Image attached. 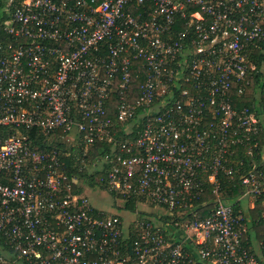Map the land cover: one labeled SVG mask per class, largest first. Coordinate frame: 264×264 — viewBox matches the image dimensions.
I'll return each instance as SVG.
<instances>
[{
	"label": "built area",
	"instance_id": "1",
	"mask_svg": "<svg viewBox=\"0 0 264 264\" xmlns=\"http://www.w3.org/2000/svg\"><path fill=\"white\" fill-rule=\"evenodd\" d=\"M256 77L264 0H0V264H264L241 204L264 194V173L245 171L264 104L236 106ZM96 140L118 152L95 181L130 217L67 179L62 156L88 169Z\"/></svg>",
	"mask_w": 264,
	"mask_h": 264
},
{
	"label": "trees",
	"instance_id": "2",
	"mask_svg": "<svg viewBox=\"0 0 264 264\" xmlns=\"http://www.w3.org/2000/svg\"><path fill=\"white\" fill-rule=\"evenodd\" d=\"M132 80L131 84L129 86V100H133L136 98L138 94V88L143 80V75H138L136 71L133 72L132 74ZM260 76V74H258ZM258 77L253 81V84L247 89L246 93L244 96L239 97L236 100V106H250L251 104H256L259 102H262L264 104V83L261 84V86L258 87ZM258 87V89H257ZM260 91V94H259ZM117 96L116 93L112 94L106 104V109L108 110L109 116L112 118L115 129L118 130V132H121V125L119 122L116 120V117L114 116V109L116 106L117 102ZM116 114V113H115ZM118 135V134H117ZM260 140V146L258 149V156L254 158V166L251 168L246 167L245 171L252 170L253 172H262L264 173V157L262 154V149L264 146V134L262 137L259 138ZM239 152V158L242 157L243 155V149L240 148ZM118 150L114 148L113 144L107 143L105 141H100L96 140L93 145H91L87 152L86 155L83 157L85 161L87 162H92V161H98L97 159H102L104 156H111V154L117 153ZM77 156H81V152H77ZM100 158H97V157ZM63 161L66 163L65 166V172L67 179L70 180L71 176L73 174H77L80 179H88L89 182L88 184L90 186H101V183L98 181L96 182L95 179L98 178L101 174L96 172L93 173V175H88L86 168L82 170H78V167H72V158L71 156H62ZM243 160H246V157L243 155L242 157ZM249 161V159H248ZM245 168V167H244ZM222 182H221V190L223 192V195L225 198L229 200H235L237 197H239L242 194V188L239 183V181L234 177L233 179L230 178L229 176H222ZM75 188V184L72 185ZM210 192L207 190L199 200L195 202V204H198L202 201H208L207 205L205 207H199L200 209V215L201 216H207L209 214V209L213 207V204L210 203L209 200H212V195L210 196ZM237 204V203H236ZM127 207L129 209L133 210V204L132 203H127ZM243 213L247 219V227H248V233H254L256 238L259 240L264 239V218H263V213H264V194L261 196L257 197L254 202L253 208H248L244 209L243 208ZM172 217H169L171 219Z\"/></svg>",
	"mask_w": 264,
	"mask_h": 264
},
{
	"label": "rangeland",
	"instance_id": "3",
	"mask_svg": "<svg viewBox=\"0 0 264 264\" xmlns=\"http://www.w3.org/2000/svg\"><path fill=\"white\" fill-rule=\"evenodd\" d=\"M74 152L77 153L78 151L75 150ZM262 154L264 157V146L262 149ZM97 158H100V157L98 156ZM97 160L98 161H92L91 165L88 167L87 174L93 175V173H95V171L97 172L98 169H101V160L100 159H97ZM83 180H84V183L86 184V186L88 187L87 189L84 190V193L88 197L91 205H93L94 207H96L98 209L106 211V212L123 215L124 217H130V213L123 211V209H118L114 206L112 196L109 193L101 192L99 190L100 188L97 186H90L88 184V182H89L88 179L83 178ZM241 204H242V207L244 209H248V206H249L248 202L243 200ZM141 209H143V208L139 207V209H135V211H141ZM152 211H154L156 213H162V211L158 207H153ZM143 212L146 213L147 211L144 210ZM248 235H249V233H248Z\"/></svg>",
	"mask_w": 264,
	"mask_h": 264
},
{
	"label": "water",
	"instance_id": "4",
	"mask_svg": "<svg viewBox=\"0 0 264 264\" xmlns=\"http://www.w3.org/2000/svg\"><path fill=\"white\" fill-rule=\"evenodd\" d=\"M263 218H264V213H263Z\"/></svg>",
	"mask_w": 264,
	"mask_h": 264
}]
</instances>
